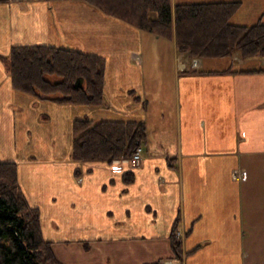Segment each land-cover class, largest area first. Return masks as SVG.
I'll return each mask as SVG.
<instances>
[{"label":"crops","instance_id":"obj_1","mask_svg":"<svg viewBox=\"0 0 264 264\" xmlns=\"http://www.w3.org/2000/svg\"><path fill=\"white\" fill-rule=\"evenodd\" d=\"M173 1L237 2L229 23H264V0ZM23 45L106 61L105 107H93L16 91L0 60V162L17 165L20 190L38 209L54 256L57 247L125 246L159 262L172 256L168 240L177 223L181 264L263 263L251 240L264 239V58L193 63L180 56L181 65L172 40L85 0L0 2V54ZM156 55L169 65L153 63ZM84 117L144 123L141 162H73L72 123ZM127 172L131 184L123 182Z\"/></svg>","mask_w":264,"mask_h":264},{"label":"trees","instance_id":"obj_2","mask_svg":"<svg viewBox=\"0 0 264 264\" xmlns=\"http://www.w3.org/2000/svg\"><path fill=\"white\" fill-rule=\"evenodd\" d=\"M85 1L146 33L165 36L174 29L179 51L188 52L192 58H230L235 54L241 60L264 58V23L251 27L229 23L240 7L237 2L179 5L171 0ZM9 54L0 60L16 91L56 104L104 106L106 61L102 58L40 45L12 46ZM146 130L142 122L77 119L71 129V159L130 161L145 141ZM78 172L77 168L75 175ZM122 179L131 184L134 175L127 172ZM39 219L38 209L28 207L20 190L17 165L0 162V264H62L53 255V243L41 235ZM176 227L177 223L168 240L170 258L180 259Z\"/></svg>","mask_w":264,"mask_h":264},{"label":"rangeland","instance_id":"obj_3","mask_svg":"<svg viewBox=\"0 0 264 264\" xmlns=\"http://www.w3.org/2000/svg\"><path fill=\"white\" fill-rule=\"evenodd\" d=\"M171 1H172V4L175 3L173 0H171ZM110 17H112V16H110ZM112 18H116V17H112ZM122 22H124V21H122ZM124 23L126 24L127 22H124ZM127 24H129V23H127ZM130 26H133V25H130ZM134 28L136 30H139L136 27H134ZM139 31H141V30H139ZM142 32H144V31H142ZM150 34H152V33H150ZM152 35L155 36L156 34H152ZM163 37L165 39H167V40H172L173 41L174 47L176 49V51H175L176 54H174L175 55V58H176L175 61L178 64H181L182 65V62H183V61H181L182 59L180 58V56L186 58L188 60V62H193V63H195L196 60H198V59H207V58H210V57H207V58H198V57L192 58V57H189V53L188 52H184V53L183 52H180L179 49H178V47L176 46V35H175V32H174V29H172V31H170V33H167V35H165ZM1 56L4 57L3 54H0V57ZM213 59H216V58H213ZM152 61H153V59H152ZM162 62H164L163 67H167L169 65L167 63V59L162 60L159 55H156L154 57L153 63H160V64H162ZM2 65H3V63H2ZM105 66H106V64H105ZM4 68H5V66H4ZM5 70H6V68H5ZM104 78H105V75L103 77V80H104ZM49 79L50 80H52V79L53 80L54 79L55 80H58L56 77H49ZM161 82H163V79L161 80ZM27 95H30V94H27ZM30 96H32V95H30ZM95 106H97V105H95ZM101 106H103V105H101ZM103 107H105V106H103ZM1 111H2V109L0 107V112ZM4 137H5V134H1L0 133V140L2 138H4ZM142 148H143V144L141 145V149ZM138 159L139 160L135 163L137 165L142 160V154H140V156L138 157ZM5 162H7V161H5ZM130 162L131 163L134 162L133 161V156L131 157ZM17 171H18V168H17ZM18 185H19V183H18ZM24 198H25V196H24ZM181 235H182L181 230H177V227H176V229H175V237H176V239L180 238ZM137 246H141V245L136 244V248L138 249ZM263 247H264V239L251 240V248H252L251 250H253L254 253L256 254V259L259 258V259H261V261H263L262 264H264V259H263L264 258V249H263ZM121 248H122V251H115V252L112 251L111 252V248L110 247H107V246H101V247L100 246H94L91 250H89V252H83L85 250V248L82 246V247H77V248L74 247L73 250H72L73 253H70V252L67 253V251L64 252V250L62 248L57 247V248H55V250H56V256H54V257L56 259H58L59 262L62 263V264L63 263L64 264H149V263H154V262H151V260L145 255V253H143L141 255L140 254H133V252H131L127 247L124 246V247H121ZM53 249L54 248H52V252H53ZM114 250H116V249H114ZM85 251H87V250H85ZM107 251H108V254H107L108 256L106 255ZM53 255H54V252H53ZM101 255H103V256H101ZM182 255H183V253L181 252V258L180 259H176L177 260V263L175 261H173L174 263H171V259L168 260L166 258L163 259V262L162 263L181 264V262H182Z\"/></svg>","mask_w":264,"mask_h":264},{"label":"built area","instance_id":"obj_4","mask_svg":"<svg viewBox=\"0 0 264 264\" xmlns=\"http://www.w3.org/2000/svg\"><path fill=\"white\" fill-rule=\"evenodd\" d=\"M136 153L134 154V156H133V161H134V163H136L139 159H138V157L140 156V149H137L136 151H135ZM172 263V262H171ZM171 263H165V264H171Z\"/></svg>","mask_w":264,"mask_h":264}]
</instances>
